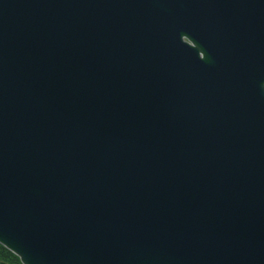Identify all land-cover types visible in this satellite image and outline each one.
I'll return each instance as SVG.
<instances>
[{
	"label": "water",
	"instance_id": "water-1",
	"mask_svg": "<svg viewBox=\"0 0 264 264\" xmlns=\"http://www.w3.org/2000/svg\"><path fill=\"white\" fill-rule=\"evenodd\" d=\"M0 246L264 264V0H0Z\"/></svg>",
	"mask_w": 264,
	"mask_h": 264
},
{
	"label": "trees",
	"instance_id": "trees-1",
	"mask_svg": "<svg viewBox=\"0 0 264 264\" xmlns=\"http://www.w3.org/2000/svg\"><path fill=\"white\" fill-rule=\"evenodd\" d=\"M0 264H20V262L13 254L0 246Z\"/></svg>",
	"mask_w": 264,
	"mask_h": 264
}]
</instances>
